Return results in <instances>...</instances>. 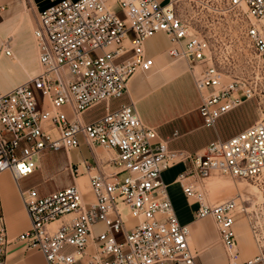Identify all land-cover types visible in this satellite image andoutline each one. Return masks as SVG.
<instances>
[{"label":"built area","instance_id":"1","mask_svg":"<svg viewBox=\"0 0 264 264\" xmlns=\"http://www.w3.org/2000/svg\"><path fill=\"white\" fill-rule=\"evenodd\" d=\"M185 1L58 0L39 13L40 71L0 91V175L7 171L19 183L40 169L45 154L78 148L81 138L117 153L115 171L97 167L90 176L92 200L76 183L44 196L35 188L21 191L30 228L16 240L42 252L48 264H196L191 228L180 222L163 180L164 171L185 160L192 165L179 182L196 205L194 220L212 219L227 264H264V236L259 240L254 229L260 254L242 257L235 224L246 217L251 225L243 194L212 203L207 189L218 175L264 189V0H205L228 48L239 45L252 67L248 76L236 77L216 64L209 39L181 11ZM158 33L169 37L172 57L194 63L206 127L216 129L221 117L247 101L255 102L259 119L190 155L170 149L145 125L133 100L110 109L112 100L128 95L132 77L153 65L145 44ZM0 54L15 59L10 39ZM102 104L105 114L87 122L86 113ZM98 223L105 229L94 233ZM9 243L0 218V264H6Z\"/></svg>","mask_w":264,"mask_h":264},{"label":"crops","instance_id":"2","mask_svg":"<svg viewBox=\"0 0 264 264\" xmlns=\"http://www.w3.org/2000/svg\"><path fill=\"white\" fill-rule=\"evenodd\" d=\"M158 1L166 4L169 0ZM56 2L58 0H0V50L4 41L10 39L15 56V59H11L0 54V59L8 58L12 63L20 65L25 72V78L16 83L11 90L39 73L40 65L34 30L37 27L39 13ZM170 46L169 37L165 33H158L147 40L145 53L147 57L153 59V65L148 71L137 72L132 77L128 95L112 100L110 109L116 110L122 104L133 100L145 125L155 128L160 137L168 141L170 149L185 151L190 155H195L217 139L227 140L249 127L253 101H247L221 117L216 129L204 125L199 111L202 103L201 94L195 85L191 71V65L194 63L172 57L169 54ZM0 91L4 92L2 89ZM105 112L106 105L102 104L87 112L85 120L90 122L103 116ZM80 140L78 148L65 151L67 161L60 166L56 174L47 177V173L51 170L40 161V168L44 165L47 172L43 173L38 169L25 178L40 173L43 180L48 182L57 175L64 174L62 171L65 169L72 179L70 177V182L63 185L62 189L76 183L85 197L92 200L90 176L96 172L97 167L102 168L106 173L115 171L111 164L117 153L102 147L91 148L83 138ZM191 165L190 160L176 163L164 171L163 180L168 186L180 222L191 228V244L198 253L196 264H227L226 255L212 219L194 220L196 205L194 201L186 198L179 182L181 175L187 172ZM23 179L16 183L8 172L0 176V218L10 240L7 245L6 264H48L42 252L29 251L25 243L16 240L18 235L30 228V220L21 191L35 188L39 196H44L58 190H55V187L42 191L36 185L24 186ZM70 218L71 216H66L62 220L67 221ZM242 223L245 227L241 225ZM55 224L54 226H57L60 222ZM248 225L249 223L246 225L242 219L235 224L244 261L260 254ZM104 229L105 226L98 223L93 231L98 233Z\"/></svg>","mask_w":264,"mask_h":264},{"label":"rangeland","instance_id":"3","mask_svg":"<svg viewBox=\"0 0 264 264\" xmlns=\"http://www.w3.org/2000/svg\"><path fill=\"white\" fill-rule=\"evenodd\" d=\"M180 6L182 13L191 23L192 27L200 30L209 39L213 55L215 56V62L225 70L227 75L234 77L248 76L252 72V67L247 62L239 45L228 48L229 43L226 34L218 23L213 22L216 21V18L212 13L207 11V3L205 0H187L181 2ZM113 10L117 11V8L115 7ZM24 78L25 72L20 65L12 63L8 58L0 59V89L7 92ZM258 119L259 113L254 102L250 110L248 126L252 125ZM66 161L67 155L65 151L47 153L41 158V163L51 170L47 173V177L56 174L60 170V166ZM44 165L41 166L39 171L46 173L47 169H45ZM62 172L64 174H59L56 178L50 181L48 180V182L43 180L40 173H36L29 178L23 179L22 184L24 186L36 185L42 191L51 190L55 187V190H59L64 188L63 185L70 182V177L72 179V176L67 170L63 169ZM207 189L212 203L233 198L237 193L243 194L245 205L249 208V214L251 216V225L249 224L247 227H249L251 235H253L252 230L254 229L256 237L259 240L264 236V206L261 207L262 204L264 205V189L262 191L258 190L249 181L235 180L227 176L219 175L212 177L208 181ZM240 219L246 225L249 223L246 217H241ZM128 225L132 226L134 222H129ZM241 225L245 227L243 223ZM260 244H264V240H260Z\"/></svg>","mask_w":264,"mask_h":264},{"label":"bare ground","instance_id":"4","mask_svg":"<svg viewBox=\"0 0 264 264\" xmlns=\"http://www.w3.org/2000/svg\"><path fill=\"white\" fill-rule=\"evenodd\" d=\"M6 172H7V171H6ZM3 173H4V172H3ZM3 173H2V174H3ZM2 174H1V175H2ZM1 175H0V176H1Z\"/></svg>","mask_w":264,"mask_h":264}]
</instances>
